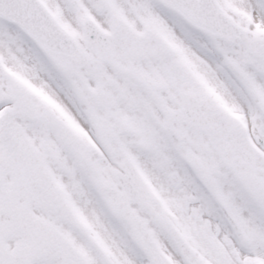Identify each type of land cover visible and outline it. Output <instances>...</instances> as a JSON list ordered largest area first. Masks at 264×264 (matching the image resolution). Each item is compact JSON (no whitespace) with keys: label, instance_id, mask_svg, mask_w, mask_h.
<instances>
[{"label":"snow or ice","instance_id":"1","mask_svg":"<svg viewBox=\"0 0 264 264\" xmlns=\"http://www.w3.org/2000/svg\"><path fill=\"white\" fill-rule=\"evenodd\" d=\"M0 264H264V0H0Z\"/></svg>","mask_w":264,"mask_h":264}]
</instances>
